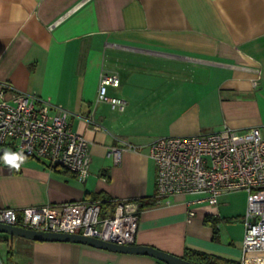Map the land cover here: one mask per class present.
<instances>
[{"label": "crops", "instance_id": "1", "mask_svg": "<svg viewBox=\"0 0 264 264\" xmlns=\"http://www.w3.org/2000/svg\"><path fill=\"white\" fill-rule=\"evenodd\" d=\"M104 73L119 77L107 93L122 109L98 99ZM0 83L60 104L89 142L83 181L44 158L26 157L19 170L0 160V207L141 199L135 243L240 259L246 192L222 193L216 205L154 204L149 143L223 126L264 136V0H0ZM120 140L136 147L115 161L107 150ZM13 238L12 264H165L24 237L10 236L6 251Z\"/></svg>", "mask_w": 264, "mask_h": 264}, {"label": "built area", "instance_id": "2", "mask_svg": "<svg viewBox=\"0 0 264 264\" xmlns=\"http://www.w3.org/2000/svg\"><path fill=\"white\" fill-rule=\"evenodd\" d=\"M116 74H101L97 97L123 108V98L109 95L117 86ZM9 91L8 96L5 92ZM49 109H54L50 113ZM69 112L34 91H17L0 83V146L25 157L44 158L51 166L74 172L80 181L88 175V140L71 129ZM107 153L115 161L124 148L120 140ZM155 164L154 204L181 200L186 206L216 205L220 194L244 190L241 257L234 264H264V136L258 127L235 130L228 126L192 135H165L149 143ZM194 196L186 198V196ZM101 215V199L81 198L59 204L20 208L0 207V222L40 230L79 232L117 243L134 241L141 212L137 199H117ZM188 216L194 210L187 208ZM0 264H12L0 259Z\"/></svg>", "mask_w": 264, "mask_h": 264}, {"label": "water", "instance_id": "3", "mask_svg": "<svg viewBox=\"0 0 264 264\" xmlns=\"http://www.w3.org/2000/svg\"><path fill=\"white\" fill-rule=\"evenodd\" d=\"M5 151L10 150L6 146H0V156H2ZM0 232H5L11 237H24L36 241L76 242L111 251L146 254L157 258L165 264H198L183 256L167 252L153 245L135 243L134 241L129 243H117L79 232L40 230L5 222H0Z\"/></svg>", "mask_w": 264, "mask_h": 264}, {"label": "trees", "instance_id": "4", "mask_svg": "<svg viewBox=\"0 0 264 264\" xmlns=\"http://www.w3.org/2000/svg\"><path fill=\"white\" fill-rule=\"evenodd\" d=\"M12 152V151H11ZM3 156V154H2ZM58 167V166H54ZM93 199H101L100 202V209H101V215L105 213V210L107 208H113L115 202L112 201V198H109L104 195L96 194V197ZM140 203V208L142 209L143 207V202L141 203V199H138ZM7 255L12 254V246L7 244ZM9 257V256H8ZM184 258L191 260L193 262H196L198 264H233L231 260L219 256V255H214V254H209L207 252L201 251V250H196V249H191V248H186L184 250Z\"/></svg>", "mask_w": 264, "mask_h": 264}, {"label": "clouds", "instance_id": "5", "mask_svg": "<svg viewBox=\"0 0 264 264\" xmlns=\"http://www.w3.org/2000/svg\"><path fill=\"white\" fill-rule=\"evenodd\" d=\"M26 157L22 152L15 153L11 151H5L3 156H0V160H3L5 165L10 168L19 170L20 166L24 163Z\"/></svg>", "mask_w": 264, "mask_h": 264}, {"label": "rangeland", "instance_id": "6", "mask_svg": "<svg viewBox=\"0 0 264 264\" xmlns=\"http://www.w3.org/2000/svg\"><path fill=\"white\" fill-rule=\"evenodd\" d=\"M10 235H8L5 232H0V259L2 261H8V256L6 253V242L10 241ZM15 243V238L12 240V248L15 249L16 245Z\"/></svg>", "mask_w": 264, "mask_h": 264}]
</instances>
